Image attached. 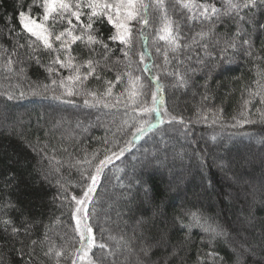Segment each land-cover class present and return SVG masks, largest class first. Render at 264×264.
<instances>
[{"label": "trees", "instance_id": "trees-1", "mask_svg": "<svg viewBox=\"0 0 264 264\" xmlns=\"http://www.w3.org/2000/svg\"><path fill=\"white\" fill-rule=\"evenodd\" d=\"M195 2L223 13L227 0ZM164 3L181 48L159 40L155 7L148 25L131 22L130 50L107 40L115 29L106 18L97 21L109 50L92 46L99 67L81 88L67 79L74 69L51 65L53 56L19 23V11L42 19V8L0 0V205H15L0 219L20 228L11 237L0 225L7 241L0 264H72L80 247L72 197L82 196L98 166L88 223L106 245L90 253L100 264H264V4L242 9L243 21L221 15L201 23L173 0ZM212 25L215 35L193 42ZM72 55L74 67L89 58L80 41ZM155 112L162 121L152 125ZM106 156L111 161L100 165ZM205 228L223 235L213 239Z\"/></svg>", "mask_w": 264, "mask_h": 264}, {"label": "snow or ice", "instance_id": "snow-or-ice-1", "mask_svg": "<svg viewBox=\"0 0 264 264\" xmlns=\"http://www.w3.org/2000/svg\"><path fill=\"white\" fill-rule=\"evenodd\" d=\"M175 4H180L183 9H186L191 20H200L201 23L211 22L213 18L219 20L221 15H235L239 20L243 21L244 16L240 15L242 9H247L257 6V3L264 4V0H227L224 12L222 13L220 9L216 8L211 4H201L196 3L195 0H173ZM33 6L42 8V19L38 17H32L25 11L21 10L18 12L19 23L22 25L23 30L29 33L32 37L36 38L43 44L44 48L49 51L53 56L50 61L51 65H59L60 68L74 69L75 75L67 77L68 80L78 83V85L83 88L84 81L88 79L89 76L96 73L97 67H99V61L92 58V54L95 52L93 45H99L101 48L107 52L109 50V45L106 43L105 38L99 34L98 30L93 26L99 21L101 23L106 22L111 24L115 29V34L109 35L107 40L119 41L121 44L125 45L129 50L132 47V29L130 24L132 21L143 25H148L149 20L147 18L148 9L155 7L158 11L162 13L161 20L163 21L162 31L164 34L158 36L159 40H164L167 42L168 49L172 52H176L181 48V36L179 24L176 23L175 28H173L174 21L168 16L167 9L165 8L164 0H152V3L145 4L144 0H32V4L28 6L29 12ZM84 9H90V13H85ZM86 15L87 20L82 21L81 17ZM73 18L77 23L73 22ZM66 24L60 31H56L57 24ZM264 28V25H261ZM214 25L208 29V31L201 30L196 33L192 38L193 42H198L197 37L203 39L215 35ZM80 41L84 44L85 48L88 49L89 58L84 61L80 66L74 67L73 62L76 57L72 55V45ZM244 44H248V40L243 41ZM23 47V45H19ZM229 47H234V44H229ZM183 47H189L188 44H184ZM160 52V48L156 49ZM125 56L129 55V51L124 52ZM140 59L143 61L145 59L144 54L140 53ZM165 61L167 62V54H165ZM11 62V61H10ZM39 63V61L37 60ZM80 67H87L88 71L86 73H80ZM49 73H52L55 69L52 66H48L46 69ZM58 74V73H57ZM96 79H100L99 75H96ZM119 79V77H117ZM138 81L139 78L137 77ZM53 84L57 81L53 80ZM111 82H109L110 84ZM60 87H65L64 81H59ZM108 94L111 93V87L108 88ZM67 95L72 96L74 94H79L78 91H74L73 88L66 89ZM86 95H91L95 97L97 94L95 92L85 90ZM135 93H133L134 95ZM255 95H260L259 92ZM57 99L60 97L57 96ZM155 94L153 95V101H155ZM100 102V101H97ZM89 101L85 100V104ZM248 101H245L247 104ZM261 103H264V98L261 99ZM107 106V104H105ZM146 111H158L156 108L146 109ZM257 111H260L257 109ZM264 117V112L261 113ZM250 123L252 121H244ZM143 127L137 128V132H143ZM123 149L120 150L119 154L113 153L119 158V155L123 154ZM111 157L106 156L104 160L100 161V165H104L105 162H110ZM101 167H97L96 174L89 177L90 183L87 184L83 194L80 198L76 196L72 197L75 201L76 208L73 213L74 217L79 214V218L76 220L75 231L79 236L80 247L76 250L79 255L77 257L80 261H87V264H100L99 261L93 259L90 256L93 248L105 249L106 245L104 243L97 244L95 236L93 234V226L88 223L90 219V214L88 211V204L92 200V193L95 192V186L98 182V177L101 172ZM11 200H6L0 205V211H6L8 209L14 208ZM19 211V209H17ZM22 214V213H21ZM194 223L199 224V218L193 213ZM0 225L3 226V230L6 234L11 237H15L19 234L20 228L13 224L11 219H0ZM11 226V232H8V228ZM206 232H211L213 234L212 238L215 239L216 236L223 235V232H217L215 228H205ZM25 233H27V228L25 227ZM7 241H0V247ZM21 243H23L21 241ZM36 241H32L35 244ZM52 249L46 255L50 254ZM62 250L56 251L55 255L59 258L62 255ZM110 255L112 253H109ZM2 259V257H0ZM77 259H73L72 264H77Z\"/></svg>", "mask_w": 264, "mask_h": 264}, {"label": "rangeland", "instance_id": "rangeland-1", "mask_svg": "<svg viewBox=\"0 0 264 264\" xmlns=\"http://www.w3.org/2000/svg\"><path fill=\"white\" fill-rule=\"evenodd\" d=\"M152 114H153V113H152ZM155 114L158 115V116L155 115L157 118L153 121L152 125L159 124V123L162 121V120H161V119H162V115H159L157 112H155ZM149 115H150V114H149ZM201 137H202V136H201ZM202 138H203V137H202ZM204 149H206V148H204ZM256 154H257V153H254V155H252V156L254 157V156H256ZM230 192H231V191L228 190V191H227V194L230 193ZM78 218H79V214H77V216H76V219H78ZM79 261H80V260L77 259V263H78ZM80 264H82V261H80ZM85 264H86V263H85Z\"/></svg>", "mask_w": 264, "mask_h": 264}]
</instances>
